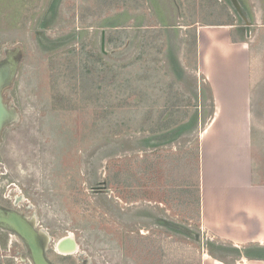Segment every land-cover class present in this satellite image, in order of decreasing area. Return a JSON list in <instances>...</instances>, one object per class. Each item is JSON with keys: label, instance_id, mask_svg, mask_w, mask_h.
Returning <instances> with one entry per match:
<instances>
[{"label": "rangeland", "instance_id": "rangeland-1", "mask_svg": "<svg viewBox=\"0 0 264 264\" xmlns=\"http://www.w3.org/2000/svg\"><path fill=\"white\" fill-rule=\"evenodd\" d=\"M78 1L86 4L92 2L91 9L102 17L95 26L87 28L77 17L73 22L74 15L70 13L72 12L70 6L71 3H75L78 14L79 7L76 6ZM96 2L97 0H64L61 4V15L58 16L60 27L53 28L49 34L59 37L71 33L75 28L84 27L85 30L82 31L81 38L71 46L45 50L35 42V28L30 21L33 16L38 17L41 14L39 11L42 0H0V45L2 44L0 58L4 55L3 48L6 45H21L24 51L18 76L12 86L5 90L6 98L10 103L14 102L21 117L16 124L6 127L3 131L0 145L2 167L0 184L3 186L2 190H6L15 183V187L26 194V199L34 204L42 223L51 229L56 241L69 233L75 234L80 250H85L92 257L94 264H162L160 258L157 260L154 258L153 262L143 255L137 256L127 248L125 237L133 233L134 229L144 230L139 231L143 235H149V232L146 227H134L123 222L121 214L128 205L126 203L156 206L161 215L171 214L178 222L183 223V226H190L196 234L205 239L200 227L193 223H184L167 206H161L156 200L142 198L128 202L119 196L113 187H107V195L95 194L88 174L87 160L106 142L120 144L129 140L145 139L154 136L150 131L151 126L161 129L163 124H171L174 121L175 116L174 118L169 115L164 116L160 113L162 110L156 109L153 102L158 88L167 86L171 89L170 87L174 85L168 80L175 78L171 68L165 66L163 62L160 69L154 61L147 60V55L152 51L149 46L144 47L139 44L138 48L134 46L130 53L118 55L116 58L105 57L100 52L108 63L122 72L119 75V85L115 89L116 95L111 101H117L122 96L130 98L129 102L122 104L123 106H115L113 111L110 110L109 113L106 112L107 115L105 114V120L108 121L104 120L106 123L110 124L114 121L126 123L123 127L124 132L118 135L112 134L111 129L108 137L97 133L102 114L96 111L94 104L88 103L86 108L68 110L60 108L62 105L68 106L69 103L75 104L76 99H54L56 91L52 75L59 72L62 64L67 62V56L72 53V49H75L79 55L83 53L84 46L87 48L92 46L98 51L99 46L96 41L98 26L106 19L117 15V11L110 8L115 7L112 4L117 3V0H100L98 4ZM208 2L210 5L218 3L216 0H208ZM194 7L193 2L191 8ZM83 11L84 8L81 7L80 12ZM132 14L128 16L125 14L124 17L125 20L129 19L130 24ZM159 16V20L164 19V16ZM192 16L196 17L197 13ZM208 17L223 18L224 16L223 13L200 16L201 20ZM150 20L154 22L155 17L151 15ZM256 33L257 37L252 47L254 75L264 70V27L260 29L257 27ZM154 34V31L146 32V40ZM143 52L145 54L141 56ZM59 85L65 86L62 81ZM138 90L144 92L145 101L136 107L130 102L138 100L139 93L132 96L130 93ZM173 96L174 94L167 93L160 97L165 100V104H168ZM104 102L106 103V100ZM170 113L177 114L176 110H171ZM142 128L148 130L143 131ZM172 146L175 147L172 148L173 150L185 149L176 148L175 143ZM171 147L159 150L155 147L143 146L137 149H119L117 153L105 159L104 163L137 155L140 157L146 154L153 155L154 151L163 152ZM262 160L256 157L254 162V178L257 182H264ZM106 170L107 168L102 167L99 180H105ZM111 204L116 212L109 208ZM164 208L169 209L170 212L167 213ZM154 227L156 232L154 237H160L162 240L161 246L166 254L164 256L166 264H179L178 262L190 258L196 260L203 253L204 247L196 238L175 234L165 230L161 225Z\"/></svg>", "mask_w": 264, "mask_h": 264}, {"label": "crops", "instance_id": "crops-1", "mask_svg": "<svg viewBox=\"0 0 264 264\" xmlns=\"http://www.w3.org/2000/svg\"><path fill=\"white\" fill-rule=\"evenodd\" d=\"M216 1L210 5L208 0H117L110 7L117 15L105 18L98 28H106L105 44L114 50L112 55L133 43L135 32L137 48L152 39L146 59L160 69L165 62L172 70L175 78L168 80L174 85L158 88L153 102L164 116L175 118L172 127L158 129L154 136L184 134L155 149L199 144L200 230L205 241L216 243L222 252L205 246L196 260L178 263L264 264V182L254 178L255 158L264 161V70L254 75L252 69L256 28L264 27V0ZM91 3L78 1V14L71 3L73 22L77 17L87 28L95 26L102 18L97 14L89 13L88 22L81 18V7ZM130 13L131 24L124 18ZM220 13L223 18H200ZM148 31L155 34L146 40ZM96 38L102 52L101 30ZM167 93L174 96L165 104L160 96Z\"/></svg>", "mask_w": 264, "mask_h": 264}, {"label": "trees", "instance_id": "trees-1", "mask_svg": "<svg viewBox=\"0 0 264 264\" xmlns=\"http://www.w3.org/2000/svg\"><path fill=\"white\" fill-rule=\"evenodd\" d=\"M89 13L94 11L87 6L81 13L82 21L88 22ZM151 42H153L152 39L145 45L152 47ZM91 47L84 46L85 49L82 50L81 55L72 49V53H69V57L67 56V62L62 64L59 72L52 75L56 91L54 99L77 100L75 104L62 105L60 109H82L86 108L88 103L94 104L96 111L102 114L103 120L98 124L97 133L108 137L109 129H111L112 134L118 135L124 132L123 127L126 123L118 121L106 123L108 121L105 120V114L107 115L106 112L110 110L113 111L115 106H123L122 104L129 102L130 98L122 96L117 101H111V98L116 95L115 89L119 85V75L122 72L108 63L99 50ZM158 60L159 58L156 57L155 61L158 62ZM60 81L65 86L61 87ZM136 93H139L140 98L130 103L137 107L145 101V96L142 90L134 91L130 93V96ZM162 113L164 115L163 111ZM171 124H163L160 130L169 129L172 127ZM150 131L154 134L158 129L151 126ZM157 151H154L153 155L146 154L141 157L137 155L110 161L106 166L107 187H113L116 193L128 202L145 198L164 203L184 223H193L200 227L199 144L187 149L173 150L171 148L163 152ZM154 233H156L155 230H152L149 235L139 232L130 233L125 237V244L137 256L143 255L150 261L160 258L162 264H166L164 261L166 254L161 246L162 240L160 237H154Z\"/></svg>", "mask_w": 264, "mask_h": 264}, {"label": "flooded vegetation", "instance_id": "flooded-vegetation-1", "mask_svg": "<svg viewBox=\"0 0 264 264\" xmlns=\"http://www.w3.org/2000/svg\"><path fill=\"white\" fill-rule=\"evenodd\" d=\"M64 0H42L41 3V14L37 17L33 16L30 18L31 24L33 23V28H35V39L45 50L48 48H56L63 46H71V44L76 43L78 39L81 38L82 31L85 30L84 27L73 29L71 33L52 36L49 31L55 27H60L58 16L61 15V4ZM44 2V3H43ZM245 15V14H244ZM98 32L101 30L97 28ZM137 32L133 35L134 40L137 39ZM132 41L127 48L121 50L119 56L126 55L130 53L132 48L135 46V41ZM13 47V46H12ZM107 47V45H106ZM108 48V47H107ZM117 48V49H121ZM24 54V51H23ZM114 55V54H113ZM112 54H108L106 57H111ZM24 58V56H23ZM264 96V93H263ZM6 97V96H5ZM264 100V98H263ZM264 114V110H263ZM184 133L177 134L176 132H167L161 136H150L148 138H143L141 140H129L127 143H114L106 142L103 144L96 152H94L87 160L88 164V174L92 182V190L95 194L107 195L108 188L105 180H99V173L102 167L106 169V163L104 160L110 158L114 153H117L119 149L126 150L128 148L137 149L140 146L143 147H155L160 143H165L168 145L173 141L177 135L181 136ZM104 164V165H103ZM2 167L0 166V170ZM1 177V175H0ZM3 186L0 184V207L4 211H15L18 212L21 217L25 220L23 224L29 227L31 223L35 221L34 233L37 235L33 239L39 245L42 243L43 238L47 235L49 237V243L47 245V257L54 264H94L92 257L85 251L80 250V252L73 254H60L56 249V238L49 227L42 223L40 214L38 213L34 204L27 200L26 194L18 190L15 187V183L6 190H2ZM108 197V196H106ZM111 200V198H110ZM127 207L124 208L122 212V220L127 225L146 227L150 233L155 229L154 226L161 225L170 232L175 234H184L189 237L196 238L201 242V239L196 232L187 233L180 229L173 227V223L183 225V223L178 222L171 214L165 216L158 212V207L150 206L145 204H129L126 203ZM109 208L113 212L117 210L114 209L113 205H109ZM159 218L163 222H158ZM163 218V219H162ZM175 223V224H176ZM143 232L144 230L140 228L134 229L132 232ZM32 241V240H31ZM34 243V242H33ZM208 247L212 252L220 254L222 252L221 247L216 245L214 242L209 240L202 244V247ZM86 252V253H84ZM0 264H35L33 258V249L27 243V241L19 234L0 228Z\"/></svg>", "mask_w": 264, "mask_h": 264}, {"label": "water", "instance_id": "water-1", "mask_svg": "<svg viewBox=\"0 0 264 264\" xmlns=\"http://www.w3.org/2000/svg\"><path fill=\"white\" fill-rule=\"evenodd\" d=\"M106 28L101 29V50L105 54H111L114 50H110L105 44ZM127 46H124L126 48ZM4 55L0 58V145L2 143L3 131L6 127L16 124L20 120V111L14 102L10 103L5 97V90L12 86L15 78L18 76L20 64L23 60V47L4 46ZM111 57H118L112 55ZM159 218L158 222H162ZM163 219V218H162ZM25 219L18 212L4 211L0 207V228L13 231L21 235L33 249V258L35 264H54L47 257V245L49 237L46 235L41 244L35 242L36 234L34 233L35 221L27 227L23 224ZM163 223V222H162ZM173 223V227L187 233L194 230L189 226H183ZM34 239H33V238ZM200 237V236H199ZM201 238V237H200ZM32 240V241H31ZM207 241V240H206ZM205 239L201 238V243L205 244ZM34 242V243H33ZM56 249L60 254H73L80 252V245L75 234L69 233L61 237L56 243ZM86 253V252H84Z\"/></svg>", "mask_w": 264, "mask_h": 264}]
</instances>
